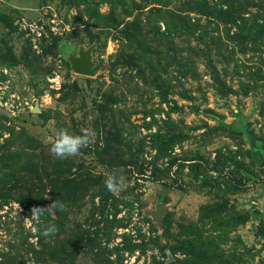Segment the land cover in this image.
Instances as JSON below:
<instances>
[{"label": "rangeland", "instance_id": "1", "mask_svg": "<svg viewBox=\"0 0 264 264\" xmlns=\"http://www.w3.org/2000/svg\"><path fill=\"white\" fill-rule=\"evenodd\" d=\"M84 129L78 155L50 153ZM255 147L264 0H0V264H264ZM53 200L46 239L31 208Z\"/></svg>", "mask_w": 264, "mask_h": 264}, {"label": "clouds", "instance_id": "2", "mask_svg": "<svg viewBox=\"0 0 264 264\" xmlns=\"http://www.w3.org/2000/svg\"><path fill=\"white\" fill-rule=\"evenodd\" d=\"M94 135L95 133L88 129L82 130L80 135H73L66 130H60L56 133L49 151L55 158L61 160L74 157L80 153L82 148L92 143ZM104 184L109 192L118 196L126 186V177L119 169H114L105 177ZM63 207V204L57 200H53L48 206L34 205L31 208L30 218L33 223L29 224L30 230L46 239L55 236L59 231L58 226L47 224L41 228V218L48 212V209L62 211Z\"/></svg>", "mask_w": 264, "mask_h": 264}, {"label": "water", "instance_id": "3", "mask_svg": "<svg viewBox=\"0 0 264 264\" xmlns=\"http://www.w3.org/2000/svg\"><path fill=\"white\" fill-rule=\"evenodd\" d=\"M72 66L73 69L78 73L85 75L91 74L92 68L94 66L91 49H81L79 52V56L73 59ZM165 211V204L160 203L157 205L156 210L151 211V214L153 215L156 221H160V216L163 215Z\"/></svg>", "mask_w": 264, "mask_h": 264}, {"label": "trees", "instance_id": "4", "mask_svg": "<svg viewBox=\"0 0 264 264\" xmlns=\"http://www.w3.org/2000/svg\"><path fill=\"white\" fill-rule=\"evenodd\" d=\"M254 151L255 152H260V153H262V154H264V150L263 149H260V148H254Z\"/></svg>", "mask_w": 264, "mask_h": 264}]
</instances>
